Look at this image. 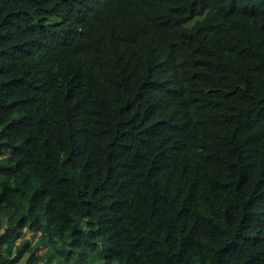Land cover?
Masks as SVG:
<instances>
[{"label":"trees","instance_id":"1","mask_svg":"<svg viewBox=\"0 0 264 264\" xmlns=\"http://www.w3.org/2000/svg\"><path fill=\"white\" fill-rule=\"evenodd\" d=\"M25 252L264 264V0H0V264Z\"/></svg>","mask_w":264,"mask_h":264},{"label":"rangeland","instance_id":"2","mask_svg":"<svg viewBox=\"0 0 264 264\" xmlns=\"http://www.w3.org/2000/svg\"><path fill=\"white\" fill-rule=\"evenodd\" d=\"M23 234H24V236L28 235V234H30V231L28 229H24ZM37 248H38L37 250H40L42 252L44 251V246H39ZM35 252H37V251H35ZM31 256H32V254H30L29 252H25L23 257L16 264H19V263H22L23 261H26Z\"/></svg>","mask_w":264,"mask_h":264},{"label":"crops","instance_id":"3","mask_svg":"<svg viewBox=\"0 0 264 264\" xmlns=\"http://www.w3.org/2000/svg\"><path fill=\"white\" fill-rule=\"evenodd\" d=\"M39 246H42V245H39ZM38 246V247H39ZM38 248H36V250L35 251H37V252H35V253H42V251H40V250H37Z\"/></svg>","mask_w":264,"mask_h":264}]
</instances>
